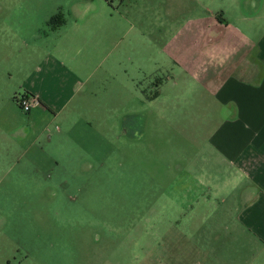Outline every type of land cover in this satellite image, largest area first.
Returning <instances> with one entry per match:
<instances>
[{
    "label": "rangeland",
    "instance_id": "374dc122",
    "mask_svg": "<svg viewBox=\"0 0 264 264\" xmlns=\"http://www.w3.org/2000/svg\"><path fill=\"white\" fill-rule=\"evenodd\" d=\"M101 1L0 0L2 112L12 115L13 104L18 105L11 95L13 81L19 82L18 66L28 62L24 42L33 40L36 26L59 12L67 18L84 13L83 7L97 12ZM113 1L119 7L121 0ZM146 1L173 19L198 14L203 6L222 8L232 21L236 17V0ZM12 16L22 28L18 38L1 28ZM134 38L130 34L126 48H115L113 63L126 65H114L113 79L98 76L97 84L87 87L97 108L89 133L77 118L72 133L80 148L57 151L53 160L39 151L32 161V153L24 157L27 149H0V161L6 153L23 157L16 164L0 163V264H240L233 256L236 245L248 244L255 232L238 223L236 211L219 204L213 193L205 195L212 198L209 207H184L200 199L184 197L186 183H175L182 165L193 164L206 133L221 120L213 115L211 89L178 66L195 65L197 57L182 49L171 54L166 38L160 48L149 46L148 34L143 44ZM158 90L163 98L153 101ZM5 133L0 129V144L13 143Z\"/></svg>",
    "mask_w": 264,
    "mask_h": 264
},
{
    "label": "crops",
    "instance_id": "0c3cea01",
    "mask_svg": "<svg viewBox=\"0 0 264 264\" xmlns=\"http://www.w3.org/2000/svg\"><path fill=\"white\" fill-rule=\"evenodd\" d=\"M131 1L121 0L116 8L115 1L102 0L97 12L83 7L84 13L79 10L72 18L59 12L64 16V24L50 26L56 13L36 26L30 34L33 40L24 42L30 49L28 62L16 69L19 82L13 81L11 95L31 94L39 99V104L26 119L18 105L13 104L12 115L0 108V129L13 136V143H2L0 149H27L24 157L32 153V161L35 154L40 155L39 151L53 160L57 151L72 150L74 145L80 148L74 143H80L79 136L72 130L80 123L89 133L93 129V109L97 108L95 93L91 91L89 95L87 87L95 86L98 76L106 81L113 79L114 65H126L113 63L115 48L120 44L126 48L132 33L136 44H143L145 34L150 35L149 46L157 48L166 38L165 48L171 54L182 49L197 57L193 59L197 60L195 65L178 66L211 89V99L216 103L213 115L221 118L206 133V145L191 158L193 164L185 161L183 173L175 177V183H186L181 190L184 197L200 199L196 206L191 201L184 207H209L213 201L205 195L213 193L221 199L219 204L236 211L238 223L255 232L248 244L236 245V262L264 264V0H236L234 21L222 8L203 6L198 14L173 19L175 16L157 14L155 4L146 0H135L136 4ZM145 22H149L147 26ZM5 23L8 26L3 23L2 29L7 27L14 38L21 36L22 28L15 16ZM10 75L9 83L13 78ZM1 90L0 87L2 98L6 88ZM158 98H163L162 90H158L153 101ZM199 102L205 106L207 101ZM10 117L18 119L19 124L12 123ZM25 142L29 144L24 147ZM4 157L2 161L10 164L23 160L22 156L8 153ZM35 163L45 175L41 162Z\"/></svg>",
    "mask_w": 264,
    "mask_h": 264
},
{
    "label": "built area",
    "instance_id": "2783aa9c",
    "mask_svg": "<svg viewBox=\"0 0 264 264\" xmlns=\"http://www.w3.org/2000/svg\"><path fill=\"white\" fill-rule=\"evenodd\" d=\"M15 100L22 112L26 114H29L39 104V99L36 96L27 93L18 94Z\"/></svg>",
    "mask_w": 264,
    "mask_h": 264
},
{
    "label": "trees",
    "instance_id": "16d2710c",
    "mask_svg": "<svg viewBox=\"0 0 264 264\" xmlns=\"http://www.w3.org/2000/svg\"><path fill=\"white\" fill-rule=\"evenodd\" d=\"M65 20H64V16L62 13H58L57 15H55L54 17H52V19L50 20L49 24L51 27H55L57 25H62L64 24Z\"/></svg>",
    "mask_w": 264,
    "mask_h": 264
}]
</instances>
